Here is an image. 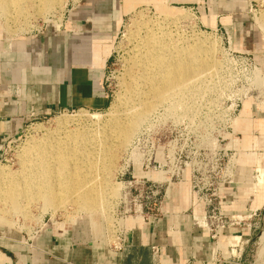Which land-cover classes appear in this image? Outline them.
<instances>
[{
  "label": "rangeland",
  "instance_id": "rangeland-1",
  "mask_svg": "<svg viewBox=\"0 0 264 264\" xmlns=\"http://www.w3.org/2000/svg\"><path fill=\"white\" fill-rule=\"evenodd\" d=\"M78 1L56 0L47 11L41 10L43 5L33 1L31 2L34 3L35 10L30 8L32 5L28 6V2L26 5L22 1L24 6L28 7L25 11L21 10L23 3L22 6L14 5L10 8V13L4 16L0 13V41L28 37L48 27L61 28L67 11ZM175 2L167 0L163 5L151 0H127V3H124V17L114 40V54L105 75L110 95L108 108L101 112L87 110L60 112L45 120L25 125L18 135L0 145V184L10 175H14L12 173H16L15 175L20 173L26 152L32 146L44 143L46 138L56 141L83 132L89 136L88 133L99 131L114 119L140 109L141 98L148 94L146 80L141 81L137 92L132 93L129 90L132 81L130 70L135 64L140 48L135 38V34L138 33L137 27L140 28L141 34L144 33V26L167 33L178 49L196 46V49L213 48L216 50L215 63L218 69L193 81L191 86L194 85L195 92L192 91L193 93L181 99L182 107L177 111L169 110V102L162 104L139 125L127 146L119 144L115 148L116 162L108 174L111 188L109 197L106 198V202L100 203L97 210H85L73 199L53 212V209L44 208V203L37 200L26 201L27 205L21 201L17 213L11 210L10 203L0 196V242L10 246L17 242L31 245L30 240H34L35 233L43 224L46 228L64 230L77 220H90L94 231L97 232L99 229L102 232L104 243L114 244L116 240L112 231L115 228L114 221L120 219L121 215L124 216L132 206L133 189L129 184L132 178L129 174H132L133 167L139 172L145 155L150 151L151 135L165 138L172 160L179 150L183 151L184 180L181 182L173 180L172 185H183L191 195L193 170L201 172L202 180L210 179L209 176L212 174L213 182L216 185H223L222 194L225 193L226 187L231 186L227 184L228 180L235 183L237 163L244 155H241L242 151L239 152L236 147L230 145L229 140L236 133L237 121H240L246 104L253 109H264V26L261 25V22H264V0H245V8L243 7L240 12L233 16L220 15L218 18L208 12L204 13L202 4ZM158 6H161L164 12L169 11L168 17L158 10ZM39 10L41 11L37 12ZM177 14L186 17L172 21ZM211 18L217 20V24L215 21L211 22ZM132 99L135 100L134 105L131 103ZM238 103L239 106L242 105L234 116ZM183 105H187L186 110ZM60 120H66L67 126L60 128L58 124ZM257 148L247 153L263 156L256 158L249 154L246 157L249 158V162L243 175L244 185L238 191V196L248 202H262L264 197V187L263 190L256 187L259 179L264 182V145ZM229 150L235 155L230 156ZM109 160L108 158L106 163ZM258 160L260 165L257 167ZM176 167L175 163L173 167L170 164V172ZM169 193L172 199L179 194L173 189ZM211 193L213 192L206 194ZM215 193L217 196L220 195L219 190ZM261 206L256 203L253 207H258V216L257 220L248 222L252 225V233L250 238H243L244 241H249L244 245L245 255L240 259L241 264H264V206ZM247 214L250 213L241 215ZM117 222L119 223V220ZM222 251L225 258L231 256L230 250L223 248ZM237 253L233 252L235 256Z\"/></svg>",
  "mask_w": 264,
  "mask_h": 264
},
{
  "label": "crops",
  "instance_id": "crops-1",
  "mask_svg": "<svg viewBox=\"0 0 264 264\" xmlns=\"http://www.w3.org/2000/svg\"><path fill=\"white\" fill-rule=\"evenodd\" d=\"M170 1L202 4L204 13L216 18L233 16L245 8V0ZM124 3L127 0H79L67 11L61 28L48 27L28 37L0 41V145L30 122L60 112H101L108 108L105 75L124 17ZM210 21L217 24L215 19ZM241 115L229 143L244 156L237 163L234 185L226 187L219 202L225 214L250 213L245 217L253 221L257 220L253 215L258 208L253 207L256 203L263 207L264 197L262 202H248L238 196V191L244 185L247 152L264 145V109L246 104ZM258 182L257 189L263 190V180ZM183 187H170L169 191L179 194L173 199L168 194L155 222L128 219L120 243H104L102 232H95L90 220H77L64 230L45 228L31 245L17 242L10 246L1 241L0 264H212L215 243L193 226L194 202ZM251 233L247 227L228 230L222 245L236 247L240 236L250 238ZM152 248H159L160 257L153 255Z\"/></svg>",
  "mask_w": 264,
  "mask_h": 264
},
{
  "label": "bare ground",
  "instance_id": "bare-ground-1",
  "mask_svg": "<svg viewBox=\"0 0 264 264\" xmlns=\"http://www.w3.org/2000/svg\"><path fill=\"white\" fill-rule=\"evenodd\" d=\"M22 1L25 4L28 2V6L32 5L30 8L34 10L35 5L31 1L37 2L43 5L41 10L47 11L56 0H0V13L3 16L8 14L14 5L22 6ZM24 3L22 11L28 8ZM158 10L166 17L170 14L169 11H162L161 6H158ZM185 17L186 15L177 14L172 21ZM261 25L264 26V22ZM137 29L135 38L140 48L130 70L132 81L129 90L137 92L141 81L146 80L148 94L141 98L140 109L114 119L99 131L88 133L89 136L83 132L56 141L46 138L44 143L32 146L24 155L20 173L9 174L0 184V196L10 203L11 210L18 213L21 201L39 200L44 203V208L49 207L55 212L73 199L85 210H97L100 203L106 202L109 197L111 188L108 174L116 162L115 148L119 144L127 146L139 125L162 104L169 102V110L177 111L182 107L181 99L195 92L194 85L191 86L193 81L216 71L218 65L215 63L216 50L213 48L196 49V46L178 49L173 45V39L167 33L159 32V29L144 26L143 34L139 32V27ZM134 102L132 99V105ZM183 107L186 110L187 105ZM238 122L240 121L237 124ZM67 123L66 120L58 122L60 128L66 127ZM108 158L110 160L107 166Z\"/></svg>",
  "mask_w": 264,
  "mask_h": 264
},
{
  "label": "built area",
  "instance_id": "built-area-1",
  "mask_svg": "<svg viewBox=\"0 0 264 264\" xmlns=\"http://www.w3.org/2000/svg\"><path fill=\"white\" fill-rule=\"evenodd\" d=\"M241 105L239 106V103L236 105L233 114L234 116H236ZM168 148L169 146L165 144L164 137L151 135L150 151L145 155L143 164L139 168V172L133 167L132 174H129L132 178V182L129 183L133 189V194L131 196L132 206L128 212H125L124 216L121 215L122 217L118 219L120 224L117 222L118 220L114 221L115 231L112 230L116 237L114 244L123 241V223L128 219H141L144 221L155 222L160 216V206L162 202H165V200L168 199L172 181L176 180L181 182L184 180L185 172L183 168L185 167V164L183 162V151L179 150L176 157H174V160H172ZM229 152L230 156L235 155V153H232V150H229ZM174 163L177 167L170 172L171 168H169V165L171 164L173 167ZM154 175L156 177H154ZM191 175V198L192 202H194L191 212V220L194 227L210 236L215 243V256L212 264H241L240 259L242 258V255H245L244 245L248 243L249 240L244 241L243 237L240 236L236 247L230 246L229 243L223 247L222 239L228 230L234 228L247 227L251 230L252 225L248 224L251 218L225 214L219 202L220 197L222 196L221 191L224 188L223 185H216V183L213 182L212 174L209 176L210 179L207 180H202L201 177L203 175L199 170H193ZM233 183V180H228L227 184L232 185ZM217 190L220 192V195L218 196L215 193ZM210 191L213 192L211 195L206 194ZM257 216V212H254L253 217L256 218ZM45 228L44 224L39 227L38 231L35 233L34 239H36ZM232 238L233 237H231V239ZM30 242H33V240H30ZM223 248L230 250L231 256L229 258H225L222 255ZM233 252H238L237 256H235ZM152 253L156 258L161 255L159 248H152ZM230 259H233V261Z\"/></svg>",
  "mask_w": 264,
  "mask_h": 264
}]
</instances>
